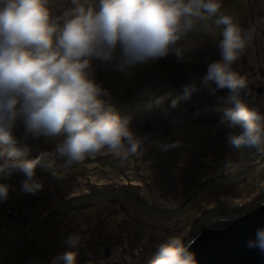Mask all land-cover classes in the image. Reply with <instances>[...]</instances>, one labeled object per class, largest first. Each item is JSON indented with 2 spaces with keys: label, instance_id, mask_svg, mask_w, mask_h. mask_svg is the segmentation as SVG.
I'll return each mask as SVG.
<instances>
[{
  "label": "rangeland",
  "instance_id": "1",
  "mask_svg": "<svg viewBox=\"0 0 264 264\" xmlns=\"http://www.w3.org/2000/svg\"><path fill=\"white\" fill-rule=\"evenodd\" d=\"M219 2L222 13L240 19L237 24L242 31H254L233 68L246 78L251 90H262L263 95L252 94L254 100L249 104L264 112V44L258 46L255 35L264 24V0ZM62 6L64 0H54L53 13L59 15ZM262 27L257 34L264 36ZM219 32L217 29V37ZM192 37L189 63L170 54L120 71L117 61H92L96 83L110 93L102 98L112 101L121 117H131L130 129L142 141L136 153L119 155L105 150L80 163L67 164L66 158L56 153L58 139L41 136L25 141L23 124H18L14 135L30 148L23 159L49 155L37 166L39 171L35 170V178L44 185L35 194L22 191L25 176L21 172L0 179L10 188L7 199H0V264H52L67 251L77 254L76 264H146L158 245L171 236H180L191 245L219 216L239 217L264 204V154L228 142L238 129L228 127L223 111H216L225 106L228 90L213 93L202 83L208 65L220 59L217 40L203 34ZM242 61L247 66L243 67ZM191 84L198 89L191 99L171 107ZM244 98L248 101L249 96ZM114 173L119 183L122 178L127 182L118 186L109 181L107 176ZM11 233L16 236L12 240ZM73 237L77 239L75 247L69 244Z\"/></svg>",
  "mask_w": 264,
  "mask_h": 264
},
{
  "label": "clouds",
  "instance_id": "2",
  "mask_svg": "<svg viewBox=\"0 0 264 264\" xmlns=\"http://www.w3.org/2000/svg\"><path fill=\"white\" fill-rule=\"evenodd\" d=\"M53 2L0 0V179L21 172L22 191L35 194L43 187L35 170L49 154L23 159L30 148L14 135L18 124L25 141L58 139L56 153L67 164L105 150L135 153L142 141L130 129L131 117H121L102 98L110 93L96 83L92 61H117L120 71L170 54L189 63L191 37L198 34L216 38L220 49L221 58L208 65L202 83L213 93L228 90L225 106L216 109L223 111L228 127L238 129L228 142L264 154V112L245 100L247 80L233 69L251 35L221 12L219 0H64L59 15ZM197 90L194 84L185 86L171 107ZM8 192L9 185L0 183V199ZM76 243L69 239L72 247ZM246 247L264 254V228L247 239ZM76 255L67 251L52 264H76ZM146 264L198 261L190 245L173 236Z\"/></svg>",
  "mask_w": 264,
  "mask_h": 264
},
{
  "label": "water",
  "instance_id": "3",
  "mask_svg": "<svg viewBox=\"0 0 264 264\" xmlns=\"http://www.w3.org/2000/svg\"><path fill=\"white\" fill-rule=\"evenodd\" d=\"M245 92V97L251 96V86ZM258 228H264V205L248 216L211 225L192 242L190 250L198 264H264V254L246 247Z\"/></svg>",
  "mask_w": 264,
  "mask_h": 264
},
{
  "label": "bare ground",
  "instance_id": "4",
  "mask_svg": "<svg viewBox=\"0 0 264 264\" xmlns=\"http://www.w3.org/2000/svg\"><path fill=\"white\" fill-rule=\"evenodd\" d=\"M232 4V3H231ZM233 21H234V23H236L237 24V21L239 22L240 21V19H237V21H236V18H234L233 19ZM238 25V24H237ZM264 25V24H263ZM263 25H260L259 26V29L257 30V32H259V30H260V28L263 26ZM239 26V25H238ZM240 27V26H239ZM261 31H264V27H262V29H261ZM257 32H255V35H257V43H258V46H260L259 45V43H262V44H264V36H261V35H258L257 34ZM250 33V35L252 36V33L254 34V31H250L249 32ZM260 36H261V38H260ZM193 38V37H192ZM259 38H260V40H259ZM252 39V38H251ZM250 39V40H251ZM211 42V41H210ZM211 44V43H210ZM256 47V46H255ZM211 52V51H210ZM256 52H257V50H256ZM218 53H219V49H218ZM258 53V52H257ZM207 55V54H206ZM219 55H220V53H219ZM221 58V57H220ZM115 62V61H114ZM97 63V62H96ZM209 63V62H208ZM95 64V63H94ZM248 64V63H247ZM247 64L245 63V61H242V66L244 67V66H247ZM108 66V65H107ZM111 66V65H110ZM143 66V65H142ZM146 66V65H145ZM96 67H98L97 65H96ZM183 67V66H182ZM163 69H164V67H162ZM240 68V67H239ZM100 69V68H99ZM113 69V68H112ZM116 69V68H115ZM129 69V68H128ZM233 69H235V68H233ZM114 70V69H113ZM137 70V69H136ZM140 70V69H139ZM182 70V69H181ZM241 70V69H240ZM239 70V71H240ZM111 71V70H110ZM160 71V70H159ZM191 71V70H190ZM112 72H114V71H112ZM116 72V71H115ZM119 73V72H118ZM126 73V72H125ZM94 74V73H93ZM104 74H106V73H104ZM109 75V74H108ZM126 75H128V74H126ZM113 76V75H112ZM118 76H120L119 74H118ZM143 76V75H142ZM98 77V76H97ZM127 77V76H126ZM125 77V78H126ZM136 77V76H135ZM140 77V76H139ZM188 77V76H187ZM118 78H120V77H118ZM138 78V77H137ZM136 78V79H137ZM104 79V78H103ZM116 79V78H115ZM134 79V78H133ZM97 80V79H96ZM140 80V79H139ZM105 81V80H104ZM123 81V80H122ZM125 81V80H124ZM132 81V80H131ZM137 81V80H136ZM133 83H135V82H133ZM163 83V82H162ZM114 84V83H113ZM142 85V84H141ZM119 86V85H118ZM136 86V85H135ZM143 87V86H142ZM157 88V87H156ZM263 88H264V86H263ZM108 89V88H107ZM113 89V88H112ZM120 89V88H119ZM138 89V88H137ZM154 89V88H153ZM116 90V89H115ZM134 90V89H133ZM139 90V89H138ZM154 91H156V90H154ZM259 93V95H261L262 94V90H255V91H253V95L255 94V93ZM123 93V92H122ZM264 93V92H263ZM134 94V93H133ZM118 95V94H117ZM223 95H224V93H223ZM253 95H251V96H249V99H248V102L250 103V101H253L254 99H250V98H252L253 97ZM263 95V94H262ZM123 96V95H122ZM104 98V97H103ZM118 98V97H117ZM144 98V97H143ZM151 98V97H150ZM110 99V98H109ZM111 100V99H110ZM113 100V99H112ZM165 100V99H164ZM109 101V100H108ZM194 101V100H193ZM112 102V101H111ZM110 102V103H111ZM148 102V101H147ZM159 102V101H158ZM127 103V102H126ZM141 103V102H140ZM122 104V103H121ZM137 104H139L138 102H137ZM117 105V104H116ZM129 105V104H128ZM152 105V104H151ZM157 105V104H156ZM260 105V104H259ZM117 106H119V105H117ZM123 106V105H122ZM126 106V105H125ZM145 106V105H144ZM251 106V105H250ZM137 107V106H136ZM120 108H121V106H120ZM126 108V107H125ZM128 108V107H127ZM146 108H147V106H146ZM130 109V108H129ZM150 109V108H149ZM151 109H153V108H151ZM155 109H157V108H155ZM135 110V109H134ZM144 110V109H143ZM146 110V109H145ZM165 110V109H164ZM117 112V111H116ZM120 112H121V110H120ZM124 112V111H123ZM135 112V111H134ZM137 112V111H136ZM119 113V112H118ZM138 113V112H137ZM147 113V112H146ZM135 114V113H134ZM160 114V113H159ZM129 115H131V113L129 114ZM144 116V115H143ZM146 117V116H145ZM149 117V116H148ZM141 119H142V117H140ZM139 118V119H140ZM140 119V120H141ZM146 119V118H145ZM140 120L138 121V122H140ZM141 121H143V120H141ZM146 121V120H145ZM142 123V122H141ZM132 124V123H131ZM135 124V123H134ZM192 124V123H191ZM138 127V126H137ZM143 127V126H142ZM196 127V126H195ZM150 128V127H149ZM19 129V128H18ZM179 129V128H178ZM175 130V129H174ZM201 130V129H200ZM23 131H24V129H23ZM172 131V130H171ZM136 132V131H135ZM144 134V133H143ZM234 134V133H233ZM16 135V134H15ZM170 136V135H169ZM46 138V137H45ZM36 139V138H35ZM49 139V138H48ZM179 139V138H178ZM53 140V139H52ZM163 140V139H162ZM23 141V140H22ZM21 141V142H22ZM57 141V140H56ZM149 141V140H148ZM176 141V140H175ZM174 141V142H175ZM164 142V141H163ZM31 143V142H30ZM178 143V142H177ZM145 144V143H144ZM33 145V144H32ZM39 145V144H38ZM44 145V144H43ZM52 145V144H51ZM146 146V145H145ZM40 147V146H39ZM42 147V146H41ZM55 147V146H54ZM147 147V146H146ZM150 147V146H149ZM167 147V146H166ZM56 148V147H55ZM37 149H39V148H37ZM51 150V149H50ZM49 150V151H50ZM34 151V150H33ZM43 151H45V149L43 150ZM53 151V150H52ZM256 151V150H255ZM39 152V151H38ZM159 152H160V150H159ZM136 153V152H135ZM55 154V153H54ZM149 154V153H148ZM109 155H110V153H109ZM120 155V154H119ZM147 155V154H146ZM54 156H56V155H54ZM97 156V155H96ZM160 156V155H159ZM47 158V157H46ZM61 158V157H60ZM64 158V157H63ZM53 159V158H52ZM54 160V159H53ZM86 160H87V158H86ZM93 160V159H92ZM119 160V159H118ZM63 162V161H62ZM79 163H80V161H78ZM122 162V161H121ZM125 163V162H124ZM124 163H122V166H123V164ZM152 163V162H151ZM84 164V163H83ZM98 164V163H97ZM56 165V164H55ZM87 165V164H86ZM117 165V164H116ZM119 165V164H118ZM63 166H65V165H63ZM68 166V165H67ZM76 166V165H75ZM82 166V165H81ZM126 166V165H125ZM52 167V166H51ZM61 167H62V165H61ZM60 167V168H61ZM84 167V166H83ZM119 167V166H118ZM124 167V166H123ZM130 167V166H129ZM247 167V166H246ZM64 168V167H63ZM88 168V167H87ZM211 168V167H210ZM52 169V168H51ZM86 169V168H85ZM89 169V168H88ZM107 169V168H106ZM126 169V168H125ZM255 169V168H254ZM36 170H37V168H36ZM42 170V169H41ZM91 170V169H90ZM108 170H109V167H108ZM37 171H39V170H37ZM67 171V170H66ZM106 171V170H105ZM113 171V170H112ZM246 171V170H245ZM83 172V171H82ZM100 172V171H99ZM98 172V173H99ZM103 172V171H102ZM68 173V172H67ZM118 173V172H117ZM57 174V173H56ZM70 174V173H69ZM100 174V173H99ZM110 174V173H109ZM58 175H60V174H58ZM66 175V174H65ZM64 175V176H65ZM68 175V174H67ZM86 175V174H85ZM104 175V174H103ZM121 175V174H120ZM38 176V175H37ZM84 176V175H83ZM96 176H97V174H96ZM146 178L147 177H149L150 175H144ZM152 176V175H151ZM57 177V176H56ZM79 177V176H78ZM101 177V176H100ZM122 177V176H121ZM127 177V176H126ZM98 178V177H97ZM78 179V178H77ZM107 179L109 180V181H112V182H114L115 184H118V186L119 185H123V182L124 181H126V180H124L123 178L121 179V182L119 183V181H117V174H112V175H108L107 176ZM9 180V179H8ZM19 180V179H18ZM59 180V179H58ZM65 180V179H64ZM75 180V179H74ZM93 180V179H92ZM101 180V179H100ZM107 180V181H108ZM150 180V179H149ZM60 181V180H59ZM82 181V180H81ZM61 182V181H60ZM66 182V181H65ZM127 182V181H126ZM147 182V181H146ZM45 183V182H44ZM66 184V183H65ZM71 184V183H70ZM84 184V183H83ZM107 184V183H106ZM105 184V185H106ZM67 185V184H66ZM90 185V184H89ZM44 186V185H43ZM68 186V185H67ZM98 186V185H97ZM19 187V186H18ZM76 187H79V188H81V186L79 185V184H77L76 185ZM121 187V186H120ZM152 187V186H151ZM154 187V186H153ZM156 187L158 188V185H156ZM84 188V187H83ZM89 188V187H88ZM109 188V187H108ZM10 189V188H9ZM13 189V188H12ZM47 189V188H46ZM77 189V188H76ZM82 189V188H81ZM98 189V188H97ZM110 189V188H109ZM112 189V188H111ZM67 190H69L68 188H67ZM67 190L65 191V192H62V194L64 193H67ZM74 190V189H73ZM92 190V189H91ZM94 190V189H93ZM124 190V189H123ZM13 191V190H12ZM71 191V190H70ZM83 191V190H82ZM87 191H89V190H87ZM102 191V190H101ZM104 191V190H103ZM116 191V190H115ZM122 191V190H121ZM78 192V191H77ZM81 192V191H80ZM113 192V191H112ZM14 193V192H13ZM79 193V192H78ZM84 193V192H83ZM71 194H73V193H71ZM75 194V193H74ZM92 194H94V193H92ZM70 195V194H69ZM110 195V194H109ZM79 196V195H78ZM194 196V195H193ZM11 197V196H10ZM13 197V196H12ZM65 197V196H64ZM71 197V196H70ZM169 197V196H168ZM196 197V196H195ZM103 198V197H102ZM107 198V197H106ZM114 198V197H113ZM113 198H112V200H113ZM121 198V197H120ZM57 199V198H56ZM84 199V198H83ZM88 199H90V198H88ZM109 199V198H108ZM28 200V199H27ZM75 200V199H74ZM6 201V200H5ZM172 201V200H171ZM85 202V201H84ZM18 203V202H17ZM69 203V202H68ZM56 204V203H55ZM88 204V203H87ZM84 205H85V203H84ZM89 205V204H88ZM158 205H160V204H158ZM264 205V204H263ZM14 206V205H13ZM12 206V207H13ZM17 206V205H16ZM19 206V205H18ZM70 206V205H69ZM73 206V205H72ZM162 206V205H161ZM262 206V205H261ZM260 206V207H261ZM78 207V206H77ZM20 208V207H19ZM82 208V207H81ZM70 209V208H69ZM89 209V208H88ZM258 209V208H257ZM257 209H254L253 211H251V213H253L254 211H256ZM8 210V209H7ZM15 210V209H14ZM7 212V211H6ZM249 213H250V211H249ZM250 213V214H251ZM1 214V213H0ZM9 214V213H8ZM248 214V213H247ZM249 214V215H250ZM14 215V214H13ZM19 215V214H18ZM175 215V214H174ZM209 215V214H208ZM207 215V216H208ZM245 216H248V215H246V214H242V216H239V217H233V218H230V217H224V216H219L218 217V220H216V221H214V223H212L211 225H213V224H218V223H220L221 221H231V220H235V219H239V218H242V217H245ZM157 217V216H156ZM29 218V217H28ZM43 218V217H42ZM87 218H85V220H86ZM158 219V218H157ZM152 220V219H151ZM154 220H156V219H154ZM213 220H215V219H213ZM13 221V220H12ZM40 221V220H39ZM189 221V220H188ZM8 222V221H7ZM21 222H23V221H21ZM27 222V221H26ZM157 222V221H156ZM159 222V221H158ZM163 222V221H162ZM213 222V221H212ZM29 223V222H28ZM160 223V222H159ZM166 223V222H165ZM188 223V222H187ZM190 223V222H189ZM29 224H31V223H29ZM20 225V224H19ZM18 225V226H19ZM32 225V224H31ZM161 225V224H160ZM211 225H209V226H206L205 227V229H207L208 227H210ZM6 226V225H5ZM173 226V225H172ZM180 226H182L181 224H180ZM10 226H8V228H9ZM33 227V226H32ZM48 228V227H47ZM1 229H3V228H1ZM204 229V228H203ZM204 229V230H205ZM9 230H10V228H9ZM35 230V229H34ZM166 230V229H165ZM199 231V230H198ZM1 232V231H0ZM14 232V231H13ZM49 232V231H48ZM173 232V231H172ZM201 232V231H200ZM155 233V232H154ZM15 234V233H14ZM150 235V234H149ZM178 235V234H177ZM201 235V234H200ZM0 236H2V235H0ZM4 236H6V235H4ZM16 236H13V234L11 233L10 234V240H12V239H14ZM30 237V236H29ZM161 237V236H160ZM171 237H173V236H171ZM7 238V237H6ZM139 238V237H138ZM1 239V238H0ZM5 239V238H4ZM3 239V240H4ZM32 239V238H31ZM9 240V241H10ZM141 240V239H140ZM154 241V240H153ZM159 241V240H158ZM28 243V242H27ZM26 243V244H27ZM144 243V242H143ZM152 243V242H151ZM3 244H4V242H3ZM22 245H23V243H22ZM29 245V244H28ZM27 245V246H28ZM24 246H26V245H24ZM25 248V247H24ZM27 248V247H26Z\"/></svg>",
  "mask_w": 264,
  "mask_h": 264
},
{
  "label": "trees",
  "instance_id": "5",
  "mask_svg": "<svg viewBox=\"0 0 264 264\" xmlns=\"http://www.w3.org/2000/svg\"><path fill=\"white\" fill-rule=\"evenodd\" d=\"M251 213V212H250ZM250 213L246 214V215H249Z\"/></svg>",
  "mask_w": 264,
  "mask_h": 264
}]
</instances>
